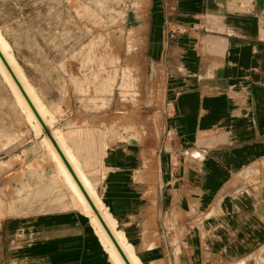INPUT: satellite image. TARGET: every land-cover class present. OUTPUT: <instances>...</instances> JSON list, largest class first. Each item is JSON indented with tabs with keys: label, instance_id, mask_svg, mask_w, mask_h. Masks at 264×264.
I'll return each instance as SVG.
<instances>
[{
	"label": "crops",
	"instance_id": "crops-1",
	"mask_svg": "<svg viewBox=\"0 0 264 264\" xmlns=\"http://www.w3.org/2000/svg\"><path fill=\"white\" fill-rule=\"evenodd\" d=\"M132 11L162 79L161 131L143 130L141 105L127 114L126 102L94 97L87 72L53 66L78 53L45 5L0 0V37L40 116L36 130L0 74L25 114L1 133L19 140L6 155L22 161L6 170L26 173L16 196L7 180L0 264H113L56 146L141 264L259 263L264 0H140Z\"/></svg>",
	"mask_w": 264,
	"mask_h": 264
},
{
	"label": "rangeland",
	"instance_id": "rangeland-1",
	"mask_svg": "<svg viewBox=\"0 0 264 264\" xmlns=\"http://www.w3.org/2000/svg\"><path fill=\"white\" fill-rule=\"evenodd\" d=\"M19 1L45 5L46 19L56 21V30L58 25L61 26L63 41L68 40L69 43L71 37V50L77 51L78 58L51 61L53 66L62 64L60 67L77 69L79 80L84 76L82 74L87 72L88 84L90 81L93 83L94 97L100 96L109 100L110 106L117 105L118 101L126 102L127 114L132 110L128 107L139 104L142 109L143 130L147 127L163 130V113L160 108L162 99L158 97L162 79L156 74L158 69L147 60L146 29L132 26V9L135 2L139 3L140 0ZM63 47L69 48V44ZM18 61L22 64L20 60ZM44 62L45 66L49 65L48 61ZM22 115L25 114L17 107L11 90L0 76V121L3 122H0V216L6 207L7 180L10 185L8 190L11 191L12 181L15 184L16 196L17 193H21L26 175L22 171L13 174L7 172L6 167L9 165L7 158L10 159L9 163H22L17 154L13 157L11 154L6 155L7 146L19 140H6L1 133L5 131L7 125L17 126V121ZM6 119L9 122L14 121V125L4 123ZM35 129L37 130L36 127ZM186 158L188 156H185ZM25 255L28 256L26 248L19 252V257ZM29 256L27 257L29 262L38 258L37 252H31ZM255 259L259 263L249 264H264V253Z\"/></svg>",
	"mask_w": 264,
	"mask_h": 264
},
{
	"label": "bare ground",
	"instance_id": "bare-ground-1",
	"mask_svg": "<svg viewBox=\"0 0 264 264\" xmlns=\"http://www.w3.org/2000/svg\"><path fill=\"white\" fill-rule=\"evenodd\" d=\"M0 52L5 57L7 63L9 64V66L12 69L13 73L15 74L16 78L18 79V81L20 82V84L22 85V87L24 88V90L27 93L29 99H31L32 104H34V106L36 107V104L34 103L33 98L31 96V93L29 92V89L27 88V86H26L23 78L21 77V75L19 73V70H18V68H17V66L15 64V61L8 54V47H7L6 44H4V42L1 39V37H0ZM0 74L5 79V81L8 83V85L11 87V89H12V91H13L16 99H17L18 104L20 105V107L23 110V112L27 115V118L29 120H31L30 122L33 123V125L37 128V130H39V124H38V122L36 120L35 114L33 113L31 107L29 106V104L27 102V100L23 96V94L20 91L17 83L13 79L12 75L10 74L9 70L7 69V67L5 66V64L3 63V61L1 60V58H0ZM37 110H38V108H37ZM39 112H41V111L39 110ZM68 176H69V174H68ZM69 179L71 181L72 187L75 189V191L77 192V194H79V196L81 197V199H83V201L86 203L85 205H87V207L92 211L91 225H93V227H94V229L96 231L97 237H98L99 241L101 242V244H102L103 248L105 249V251L108 253V255L110 257V260L114 264H126V262L123 260L122 256L120 255L119 251L115 247L112 239L110 238V236L108 235L107 231L105 230L103 224L99 220L97 214L94 212V210L92 209V207L89 204V202H87L85 200L83 194L81 193V191L77 187L78 184L75 183L76 181H73L74 178L72 179L69 176ZM81 181L83 182V179H81ZM84 185L86 187L87 192L90 193V190L86 186L85 181H84ZM99 211H100V209H99ZM102 216H103V218L105 220L104 222H106V225L112 231L113 236L116 239V241L118 242V244L121 247L122 251L124 252V254L129 259L130 264H141L140 261H139V259L133 254V248L126 242L125 237H123V235L121 233H117V232L114 231L115 222L112 219V217H110V216H108L107 214H104V213H102Z\"/></svg>",
	"mask_w": 264,
	"mask_h": 264
},
{
	"label": "water",
	"instance_id": "water-1",
	"mask_svg": "<svg viewBox=\"0 0 264 264\" xmlns=\"http://www.w3.org/2000/svg\"><path fill=\"white\" fill-rule=\"evenodd\" d=\"M0 57L1 60L3 61V63L5 64V66L7 67V69L9 70L10 74L12 75L13 79L15 80V82L17 83L20 91L22 92L23 96L25 97V99L27 100L29 106L31 107L33 113L35 114V116L38 118V120L40 121V116L39 113L37 112L36 108L34 107V105L32 104L31 100L29 99L27 93L25 92L24 88L22 87V85L20 84V82L18 81V79L16 78L15 74L13 73L12 69L10 68L9 64L7 63L6 59L3 57L2 53L0 52ZM57 152L59 153V155L61 156L63 162L65 163L66 167L68 168V170L70 171L71 175L73 176V178L75 179V181L77 182V184L79 185L81 191L84 193L87 201L89 202V204L91 205L92 209L94 210V212L97 214L99 220L101 221V223L103 224L105 230L107 231L108 235L110 236V238L112 239L115 247L117 248V250L119 251L120 255L122 256L123 260L126 262V264H130L129 260L127 259L126 255L124 254V252L122 251L121 247L119 246L118 242L116 241V239L114 238L112 232L110 231V229L108 228V226L106 225V223L104 222L103 218L101 217V215L98 213L95 205L93 204V202L91 201V199L88 197V195L86 194V191L84 189V187L82 186L81 182L79 181L78 177L76 176L75 172L73 171L72 167L70 166V164L68 163V161L66 160V158L64 157V155L62 154L60 148L58 146H56Z\"/></svg>",
	"mask_w": 264,
	"mask_h": 264
},
{
	"label": "built area",
	"instance_id": "built-area-1",
	"mask_svg": "<svg viewBox=\"0 0 264 264\" xmlns=\"http://www.w3.org/2000/svg\"><path fill=\"white\" fill-rule=\"evenodd\" d=\"M172 114V113H171Z\"/></svg>",
	"mask_w": 264,
	"mask_h": 264
}]
</instances>
